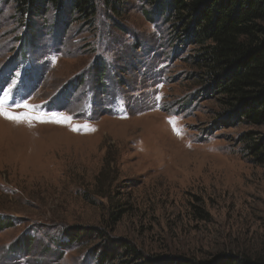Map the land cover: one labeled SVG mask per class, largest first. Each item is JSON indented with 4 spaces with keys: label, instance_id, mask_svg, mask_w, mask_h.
I'll return each mask as SVG.
<instances>
[{
    "label": "rangeland",
    "instance_id": "374dc122",
    "mask_svg": "<svg viewBox=\"0 0 264 264\" xmlns=\"http://www.w3.org/2000/svg\"><path fill=\"white\" fill-rule=\"evenodd\" d=\"M95 4L32 17L0 0V101L27 114H0V264L264 258L247 138L264 125L231 117L166 7Z\"/></svg>",
    "mask_w": 264,
    "mask_h": 264
},
{
    "label": "trees",
    "instance_id": "16d2710c",
    "mask_svg": "<svg viewBox=\"0 0 264 264\" xmlns=\"http://www.w3.org/2000/svg\"><path fill=\"white\" fill-rule=\"evenodd\" d=\"M19 10L30 16L48 5L71 8L82 17L95 14V0H16ZM112 0H105L106 3ZM166 7L171 16L178 18L177 29L189 40L203 48L200 57L207 67L216 91L222 94L223 103L233 118L246 123L264 125V0H149ZM103 65V64H102ZM253 134V133H252ZM248 148L264 162V140H254ZM254 135V134H253ZM74 234H69L70 240ZM131 254L136 255L135 251ZM137 256V255H136ZM107 262L110 255L100 254ZM139 261L125 264H205L189 259L152 260L137 256ZM218 259H215L213 264ZM219 264H264V258L253 261L242 255L223 259Z\"/></svg>",
    "mask_w": 264,
    "mask_h": 264
},
{
    "label": "snow or ice",
    "instance_id": "6c2138e0",
    "mask_svg": "<svg viewBox=\"0 0 264 264\" xmlns=\"http://www.w3.org/2000/svg\"><path fill=\"white\" fill-rule=\"evenodd\" d=\"M24 107H30V106L29 105H24ZM0 114H4L7 118L14 119V120H21V119H25L27 117V114H25V116H18V115H14V114H12L10 112H7L6 109H5L3 101H0ZM32 119H40V120H42L43 118L34 116V117H32ZM62 119L67 120L68 117H63ZM173 125L175 127L174 121H173Z\"/></svg>",
    "mask_w": 264,
    "mask_h": 264
}]
</instances>
